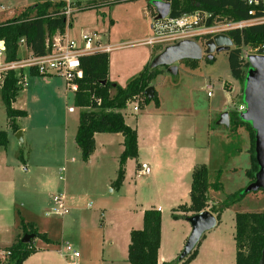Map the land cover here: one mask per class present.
<instances>
[{
	"label": "rangeland",
	"instance_id": "1",
	"mask_svg": "<svg viewBox=\"0 0 264 264\" xmlns=\"http://www.w3.org/2000/svg\"><path fill=\"white\" fill-rule=\"evenodd\" d=\"M34 1L38 0H0V7H5L4 11L0 9V19L12 17L16 9ZM73 1L76 7L82 8L72 14L70 33L76 35L81 30L101 32L102 42L118 44L109 53L108 73L112 82L125 84L142 69V60L153 54L151 46L141 42L151 35L153 17L149 5L152 6L153 0ZM89 4L93 6L87 7ZM244 50L249 54L256 52L250 47H244ZM26 55L24 51L22 56ZM213 58L208 60L203 54L194 68L187 67L184 60L180 61L176 64V74L160 66L150 83L157 97L164 101L167 113L174 115L173 112H184L180 121L175 120L173 115L167 116L168 121L164 125L176 126L183 133V141H190L189 136L194 133L197 142H203L207 140L209 124L213 128L209 141L210 159L205 163L209 182H215L219 177L220 188L209 187L210 206L217 205L228 194L244 189L248 183L245 172L251 165L250 141L245 127L239 126L233 130L215 124L223 111H227L229 117L233 111L238 113L236 108L243 103V85L242 81L231 75L226 51L214 53ZM24 73V83L14 101L16 108L26 111V116L14 121L22 132L21 140L11 130L0 96V130L6 131L8 137L7 146H0V207L11 203L9 211L4 213V219L11 224V229L13 224L19 230L21 220L32 222L40 229L47 222L53 223L50 237L54 240V247L59 249L63 240H67L77 246L82 261L92 251L101 256L103 240L109 241L113 234L118 239L116 255L120 256V235L116 227L120 225L121 213L114 211L141 208L152 200L153 191L159 184L156 185L150 175H136L135 162L130 158L125 162L121 184L113 186V180L108 181V178L118 166V159L113 157L116 145L108 147L110 151L104 154L99 143L88 160L84 161L74 140L80 112L73 102L74 93L66 87L62 77L32 75L27 70ZM208 83H213L211 95H207L204 86ZM136 97L122 110L125 123L129 126L136 124V117L141 111L156 105L154 100L145 103L141 96ZM135 101L140 105L137 112L132 110ZM69 107L73 112H69ZM147 124L145 121L139 123L144 128ZM241 149L245 150L247 156ZM5 154L7 161L3 162ZM18 154L24 157L23 167L29 168L28 171L15 167L14 160ZM59 169H62L60 173ZM218 169L221 170L219 176L216 175ZM154 172L152 168V174ZM49 174L48 181L45 175ZM59 175L64 178L63 182L59 180ZM11 180L16 187L11 194L12 201L4 194V183ZM60 192L65 194L69 210L63 217L51 213L52 197ZM69 195L79 197L73 201ZM89 204L90 209L87 208ZM263 208V192H247L232 208L224 209L218 219H222L221 226L225 227L230 224V216L235 209L261 211ZM39 242L38 239L34 241L35 244Z\"/></svg>",
	"mask_w": 264,
	"mask_h": 264
},
{
	"label": "trees",
	"instance_id": "2",
	"mask_svg": "<svg viewBox=\"0 0 264 264\" xmlns=\"http://www.w3.org/2000/svg\"><path fill=\"white\" fill-rule=\"evenodd\" d=\"M163 1L170 3L169 15L172 17L191 13L198 9L205 10L211 14L209 21L214 18L220 21H237L247 17L248 7L245 0ZM103 3L108 4L109 2ZM62 5V1H35L33 4L21 8L13 17L1 21L0 41H3L4 61L10 62L19 58L18 42L21 38L24 39L26 47L29 48L32 54H44L47 36L53 35L56 31H63L66 26L65 16L59 14ZM86 6H93V4ZM149 9L151 15H153V6L149 5ZM228 35L233 41V47L227 51L229 71L235 79L242 81L244 86L246 74L244 69L249 67V63L241 59V50L242 47L257 49L263 45L264 23L252 24L242 30H231ZM157 50L155 48L154 52ZM184 61L189 68H194L197 64V60ZM108 65L109 54L105 52H95L80 57L83 76L77 80V90L73 96L75 106L80 109L74 140L80 149L82 159L86 161L94 151L95 133L122 134L123 151L118 157V169L116 177L112 181V185L118 187L124 177L125 161L128 158L137 157L136 130L125 123L122 110L136 96H141L142 101L145 103L154 100L155 104L158 105L156 92H154V97L149 101L145 98L143 91L150 85L151 80L158 74L159 70L158 67L150 68L149 64H147L142 70L132 76L125 85L121 86L108 78ZM31 74L37 75L34 71H31ZM17 81L18 77L14 71H7L0 81V96L13 132L19 130L14 122L15 119L26 116L24 109L12 106L20 89ZM239 126L245 127L250 141L251 165L245 172L249 183L254 179V174L258 169L254 155V131L249 123L243 121L239 114L233 111L229 117V128L235 130ZM7 144V133L4 130H0V146L6 147ZM18 158L22 159L21 154H18ZM220 173L221 170L218 169L216 175L219 176ZM191 177L190 202L188 205L180 204L173 209L171 215L174 219H186L189 215L206 209L218 219L224 209L233 206L246 195V193L241 194L243 189H239L228 194L217 205L210 206L208 204V189L210 186L215 189L220 188L219 177L215 182H209L206 165L197 166L193 170ZM234 220L235 264H264V208L261 211H238L235 213ZM160 223L161 213L159 210L150 208L143 211L142 228L132 229L129 233L127 260L130 264H157V251L160 245ZM24 232L34 233L35 236L50 242L44 233H38L33 226L25 228ZM30 242L23 243L21 240H17L6 247L5 249L9 251L5 259L6 263L22 264L35 251L30 246ZM196 247L183 260L179 261L176 259L162 264H187L196 255Z\"/></svg>",
	"mask_w": 264,
	"mask_h": 264
},
{
	"label": "crops",
	"instance_id": "3",
	"mask_svg": "<svg viewBox=\"0 0 264 264\" xmlns=\"http://www.w3.org/2000/svg\"><path fill=\"white\" fill-rule=\"evenodd\" d=\"M27 5L30 4H24L20 8L16 9L14 11V14H12V17L16 15L21 8ZM0 9L4 11L5 7L1 6ZM6 19L8 18L6 17L5 19L1 18L0 22ZM100 34L102 36L101 32ZM151 48L153 49V54L151 53L150 56L142 60L141 62L142 68L145 65H147L151 61V59L155 56V54H157L160 51L158 49L157 51L154 52V49L156 47H151ZM21 49L23 52L25 51L26 54H28L30 51L29 48L25 46L22 45L19 46L18 49L19 57H23L22 56L23 52L21 53ZM1 61L2 58L0 57V62ZM23 75H25V73ZM108 78H109V73H108ZM209 84L211 83L204 84L206 90ZM211 85L213 86V83ZM20 87H22V85H20ZM222 89L225 90L224 86L222 87ZM164 105H165L164 101L158 98V105H155V107L153 108L149 107L148 109H145V111L144 110L141 111L140 114L136 117V124L134 126H131L136 130V136H137V157L132 158L135 162V170H136L135 173L136 175H142L138 173V169L141 163H145L150 168V172L147 174V176L150 175L152 180L155 181V184L156 185L159 184V185L153 191L152 200H150L145 205H142L141 208L138 209L134 208V210H125L124 208H122L120 210L114 211L117 212L118 214L121 213L119 214L121 217L120 225L116 227L118 230V235H120V245H121L120 256L116 255V248H115L118 239L117 237L115 238L113 234H111L109 241L106 239L103 240V252L101 256L98 257L97 253L95 251H92L89 257L84 258L83 261L80 260V254L79 257L72 259L68 254L65 253L63 248L66 243H69L67 240H63L64 241L63 243L60 242L62 244L59 249L58 247H54L53 245L54 240L50 237L53 223L49 224V222H47L46 226L45 227L43 226V228L40 229L38 228V226H35V224L32 222L21 220L22 221L21 230L15 228L13 224L11 229L10 228L11 224L6 222V220L4 219V213L9 211L10 209L9 207L11 203L3 207H0V249L6 248L15 241L20 240L25 234L24 232L25 228H29L30 226H33L36 228L38 233H44V235L49 239L50 242H46L42 238L34 236L30 240L31 241L30 246L35 251L32 254H30L22 262V264H82V262L84 264H130L127 260L129 233L132 229L142 228L143 211L145 209L153 208L159 210L161 213L160 245L157 251V264H162L164 262H170L178 259V255L183 248L188 233H190L191 227L186 219H182V218L174 219L171 217V213L173 212V209H175L178 205L180 204L188 205L190 202L189 192L192 181L190 177L192 175L193 170L197 166L206 165L205 161H207V159H210L209 141H210V136L213 135V133H211L213 128L209 124V128L207 130V136H206L207 140L203 142L198 143L197 140L195 139L196 134L194 133H191V135L189 136V138H191L190 141L188 142L183 141L182 140L183 133L177 130L176 126L174 128L164 127V125L168 121L167 116L173 115L167 113V111L164 109ZM12 106L16 108L14 102L12 103ZM69 112H73V111H69ZM173 113H174L173 116L177 121H180L181 117L184 116L183 111L173 112ZM175 120L174 122L176 123ZM142 121L148 123L147 127L144 128L139 125V123ZM94 140H95L94 149H96L97 145L100 143L104 154H106L107 151H110L109 149L111 148L108 149V147L116 145L117 150L113 156L115 157V160L118 159L120 153L123 151L122 134L119 135V133L117 134V133H108V132H98L94 134ZM240 151H243L242 153H244V156H247L245 150L241 149ZM2 160L3 162L7 161L6 154L4 155ZM14 164L16 168H20L21 170L22 169H24L25 171L29 170V168L23 167L25 166L24 157H22V159L20 160L18 158V155H16ZM152 168H154L155 170L154 174H152ZM117 169L118 166L117 167L115 166V170H113L112 175L109 176L108 181H112L115 179ZM9 170L11 171L12 168H9ZM60 171H62V169H59V173ZM49 176L50 174L48 176L45 175V179H47L48 181L50 179V178L48 179ZM58 178L61 182L64 181V178L61 175H59ZM4 184L6 189L4 194L7 198L10 197V201H12L11 194L14 188L16 191V187H14V182L11 180L10 182H6ZM69 197L73 201H77L79 196L74 197L72 195H69ZM87 208L90 209L91 204H89ZM228 208H232V206ZM228 208H226V210ZM238 211L239 210L236 209L233 211V214L230 216L231 222L229 225L225 227L221 226L222 219L216 220L215 226L202 235L196 247V255L187 264H235L234 216L235 213ZM176 213L179 214L180 212H176ZM67 214L68 213H66V215ZM35 239L40 240V242L38 244L37 243L35 244L34 243ZM72 246L76 251H78L77 246L76 247L75 245ZM65 257L66 259H68V261H66ZM230 258L232 260H230ZM5 259H0V264H7Z\"/></svg>",
	"mask_w": 264,
	"mask_h": 264
},
{
	"label": "built area",
	"instance_id": "4",
	"mask_svg": "<svg viewBox=\"0 0 264 264\" xmlns=\"http://www.w3.org/2000/svg\"><path fill=\"white\" fill-rule=\"evenodd\" d=\"M63 5L59 14L65 16L66 26L63 31H56L53 35L47 36L45 40L46 51L42 55H34L31 51L16 60L4 61V46L0 47V81L7 71H14L18 77L17 84L23 85L24 75L23 70L29 72L34 71L41 76H59L65 81L66 87L73 93L77 90V80L81 79L83 72L80 66V57L83 55L105 52L109 53L119 45L109 42H102L101 34L96 31L81 30L79 34L73 35L70 33L72 14L81 8L76 7L73 0H59ZM248 7L247 17L242 20H226L220 21L216 18L209 21L211 14L205 10H195L191 13H184L180 16L172 17L169 14L161 19H155V13L152 15L153 21L151 24V35L144 38L141 42L144 45L156 47L162 50L165 46L174 44L180 40L189 39L197 42L201 49L205 48V41L217 34H226L231 30H242L243 28L257 23H264V0H245ZM170 13V12H169ZM229 36V35H228ZM1 42V41H0ZM3 43V41H2ZM19 46H25V41L21 38L18 42ZM249 52L241 50V59L247 61ZM213 86H207V95H211ZM140 97H136L138 99ZM142 100V98H140ZM133 99L127 103V106L133 103ZM99 103V100H98ZM126 106V107H127ZM244 109L241 104L236 108L240 114ZM132 110H139V103L135 101L132 104ZM69 111H73L72 107ZM150 168L145 163H141L138 173L147 175ZM65 194L57 193L52 197V214L64 215L68 213L66 206ZM64 251L74 259L79 257L78 251L74 247L66 243ZM9 251L5 248L0 249V259H5Z\"/></svg>",
	"mask_w": 264,
	"mask_h": 264
},
{
	"label": "water",
	"instance_id": "5",
	"mask_svg": "<svg viewBox=\"0 0 264 264\" xmlns=\"http://www.w3.org/2000/svg\"><path fill=\"white\" fill-rule=\"evenodd\" d=\"M155 19H161L170 12V3L163 0H153ZM0 42V47L2 46ZM202 50L194 40L184 39L174 44L165 46L151 59L150 68L165 67L172 74L177 73V63L183 60H199L202 53L207 59H212L213 54L220 51H228L233 41L226 34H217L204 43ZM249 67L246 70L243 86L244 109L239 117L250 124L254 131V155L258 166L254 179L249 182L242 193L262 191L264 193V43L247 57ZM154 87L149 85L143 91L147 100L154 97ZM216 125L229 126V115L227 111L220 113ZM18 139H22V132L15 133ZM186 220L191 230L188 234L178 260H183L199 243L202 235L212 229L216 224V216L209 210L189 215ZM35 236L33 233H25L20 239L23 243H29Z\"/></svg>",
	"mask_w": 264,
	"mask_h": 264
}]
</instances>
